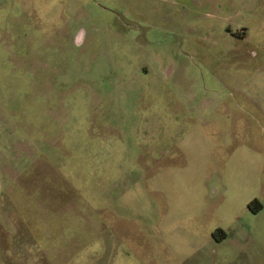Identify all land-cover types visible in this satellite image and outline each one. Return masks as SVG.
I'll list each match as a JSON object with an SVG mask.
<instances>
[{
	"label": "rangeland",
	"instance_id": "obj_1",
	"mask_svg": "<svg viewBox=\"0 0 264 264\" xmlns=\"http://www.w3.org/2000/svg\"><path fill=\"white\" fill-rule=\"evenodd\" d=\"M0 264H264V0H0Z\"/></svg>",
	"mask_w": 264,
	"mask_h": 264
},
{
	"label": "flooded vegetation",
	"instance_id": "obj_2",
	"mask_svg": "<svg viewBox=\"0 0 264 264\" xmlns=\"http://www.w3.org/2000/svg\"><path fill=\"white\" fill-rule=\"evenodd\" d=\"M227 29H228V27L226 28V30ZM227 35H230V36L234 37V35L232 33H229V32H227Z\"/></svg>",
	"mask_w": 264,
	"mask_h": 264
},
{
	"label": "trees",
	"instance_id": "obj_3",
	"mask_svg": "<svg viewBox=\"0 0 264 264\" xmlns=\"http://www.w3.org/2000/svg\"><path fill=\"white\" fill-rule=\"evenodd\" d=\"M253 203H255V201H253V202L250 204V206H251ZM224 236H225V235H224Z\"/></svg>",
	"mask_w": 264,
	"mask_h": 264
}]
</instances>
